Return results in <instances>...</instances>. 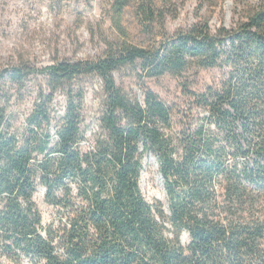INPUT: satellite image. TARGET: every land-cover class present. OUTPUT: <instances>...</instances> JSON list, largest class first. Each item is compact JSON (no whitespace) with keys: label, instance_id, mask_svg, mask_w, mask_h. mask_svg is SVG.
Listing matches in <instances>:
<instances>
[{"label":"trees","instance_id":"1","mask_svg":"<svg viewBox=\"0 0 264 264\" xmlns=\"http://www.w3.org/2000/svg\"><path fill=\"white\" fill-rule=\"evenodd\" d=\"M176 1L115 0L117 13L133 6L149 31L159 24L161 39L55 60L25 133L12 130L0 103V264H264V3L230 27L204 19L168 32ZM125 67L142 77L192 67L221 76L188 90L195 105L183 111L146 85L142 97L130 96L114 76ZM36 70L21 63L0 79L21 83ZM85 75L100 76L106 95L91 140L83 94L70 88ZM66 84V110L54 123L51 104ZM151 158L165 200L143 190ZM40 186L55 209L48 223L34 199Z\"/></svg>","mask_w":264,"mask_h":264},{"label":"rangeland","instance_id":"2","mask_svg":"<svg viewBox=\"0 0 264 264\" xmlns=\"http://www.w3.org/2000/svg\"><path fill=\"white\" fill-rule=\"evenodd\" d=\"M115 0H0V74L14 65L29 63L36 67L34 74L17 83L8 76L0 79V103L7 108L12 130L26 132L27 118L34 108L39 88L49 84L46 67L58 59H89L103 55L109 43L129 42L146 47L161 39L162 27L154 25L149 31L141 23L133 6L117 13ZM176 1V0H175ZM176 17L165 23L168 32L186 27L199 20H208L213 29L227 27L264 0H177ZM117 84L130 96L142 97L144 86L156 91L178 110H188L194 101L188 90H199L217 82L221 72L217 68L192 67L183 75L167 74L142 77L139 70L125 67L114 72ZM73 94H83V127L90 140L100 127L105 110L106 95L103 80L98 75L81 76L70 85ZM68 84L56 93L51 104L54 123L64 115ZM187 88V89H186ZM47 91V90H46ZM179 116H184L183 114ZM89 141H83L86 149ZM142 187L149 200H165L166 191L156 158H151L142 176ZM45 188L35 193L45 223L55 217V209L45 200ZM184 236V235H183ZM184 239V238H183ZM189 237L187 234L186 241ZM24 264H31L25 261Z\"/></svg>","mask_w":264,"mask_h":264},{"label":"water","instance_id":"3","mask_svg":"<svg viewBox=\"0 0 264 264\" xmlns=\"http://www.w3.org/2000/svg\"><path fill=\"white\" fill-rule=\"evenodd\" d=\"M186 237H187V234L185 233L184 236H183V238L186 239Z\"/></svg>","mask_w":264,"mask_h":264}]
</instances>
